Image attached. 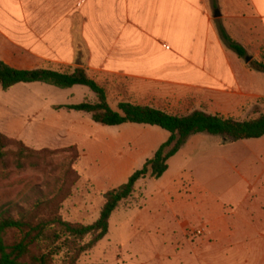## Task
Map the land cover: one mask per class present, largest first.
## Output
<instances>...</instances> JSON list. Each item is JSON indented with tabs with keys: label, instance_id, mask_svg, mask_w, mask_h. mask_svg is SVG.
<instances>
[{
	"label": "rangeland",
	"instance_id": "rangeland-1",
	"mask_svg": "<svg viewBox=\"0 0 264 264\" xmlns=\"http://www.w3.org/2000/svg\"><path fill=\"white\" fill-rule=\"evenodd\" d=\"M227 9L230 13L237 11L235 5ZM243 47L250 61H231L232 75L223 77L225 85L220 87V95L181 94L173 102L162 100L156 104L174 116L198 110L245 121L264 114V74L252 68V63L264 64V38L246 37ZM229 53L237 59L233 52ZM85 57L81 54L79 64L105 89L107 103L113 110L120 102L140 103L136 89L145 94L156 91L163 95L179 91L152 83H135L134 87L132 80L111 74L108 69L89 68L90 62ZM85 100L93 102L95 97L88 90L64 92L37 84L17 85L8 92L0 88V107L26 114L36 108L58 111V106ZM80 117L82 121L91 120L89 115L82 114L77 116L78 121ZM96 127L91 135L99 141L98 153L105 152L103 147L110 137L126 134L130 138L129 143H117L111 153L115 161L133 144L137 151L146 154L148 148H155L158 143L153 140L156 133L166 134L159 128L140 125ZM16 141L9 139L8 155L0 163V205L20 202L23 196L38 189L60 201L58 214L63 221L84 226L93 224L103 206V194L85 182L78 166L80 150L68 147L45 149L40 153L42 150L31 148L34 154L23 160L24 168L19 170L15 166V153L19 149L14 144ZM52 145L61 146L60 143ZM182 170L197 179L199 188L195 200L172 207L165 195L171 192L170 196L174 197L168 182ZM161 178L139 181L132 197L111 215L106 237L80 254L72 264H264V137L230 142L220 136H192L168 161V170ZM91 240L92 237H87L79 245ZM71 262L66 250L54 259V264Z\"/></svg>",
	"mask_w": 264,
	"mask_h": 264
},
{
	"label": "crops",
	"instance_id": "crops-1",
	"mask_svg": "<svg viewBox=\"0 0 264 264\" xmlns=\"http://www.w3.org/2000/svg\"><path fill=\"white\" fill-rule=\"evenodd\" d=\"M229 5L237 7L236 13L228 12ZM218 25L241 46L246 37L264 38V0H0V61L23 71L74 69L82 68L79 61L85 54L89 68L108 69L132 80L134 87L152 83L178 89L168 95L135 90L140 103L133 105L163 111L156 102H173L181 94H221L223 77L231 74L230 63L238 58L221 42ZM164 75L169 78H160ZM84 88L63 91L88 90ZM82 114L45 108L26 114L2 106L0 132L32 149L78 148L83 178L100 194L125 184L168 138V133L157 132L153 140L158 143L146 154L127 144L131 148L115 161L111 153L117 143L130 138L110 137L105 152L98 153L99 141L91 135L97 124L82 117L78 121ZM168 186L174 197L168 192L166 201L172 207L195 200L199 188L185 170Z\"/></svg>",
	"mask_w": 264,
	"mask_h": 264
},
{
	"label": "trees",
	"instance_id": "trees-1",
	"mask_svg": "<svg viewBox=\"0 0 264 264\" xmlns=\"http://www.w3.org/2000/svg\"><path fill=\"white\" fill-rule=\"evenodd\" d=\"M217 30L221 42L229 51L240 60L247 57L245 48L229 37L221 25H218ZM252 68L264 74V64L252 63ZM32 84L59 90L85 87L94 95L93 102L85 100L79 104L58 106L56 110L84 113L90 116L93 123L102 127H155L168 133V138L125 184L103 194L104 203L98 219L91 225L63 221L58 214L60 201L49 198L44 191L38 189L23 196L20 202L0 205V264H54L55 257L64 250L68 252L71 264L74 263L80 254L106 237L111 215L122 202L132 197L135 185L146 178L159 180L168 170V161L192 136H220L230 142L264 137V114L245 121L198 110L184 116H174L152 107L128 102L118 103L116 110H113L107 103L105 89L91 79L84 68L23 71L10 68L0 61V88L3 92H8L17 85ZM14 144L19 147L15 153V166L20 170L24 168L23 160L34 152L22 141L17 140ZM8 145L9 138L0 132V163L8 155ZM43 152L45 149L40 153ZM87 237H92V240L86 245H79Z\"/></svg>",
	"mask_w": 264,
	"mask_h": 264
},
{
	"label": "water",
	"instance_id": "water-1",
	"mask_svg": "<svg viewBox=\"0 0 264 264\" xmlns=\"http://www.w3.org/2000/svg\"><path fill=\"white\" fill-rule=\"evenodd\" d=\"M219 16H220V15H219L218 11H215V13H214V17L217 18V17H219ZM244 61H245L246 63H248V62L250 61V58L247 57V58L244 59Z\"/></svg>",
	"mask_w": 264,
	"mask_h": 264
},
{
	"label": "built area",
	"instance_id": "built-area-1",
	"mask_svg": "<svg viewBox=\"0 0 264 264\" xmlns=\"http://www.w3.org/2000/svg\"><path fill=\"white\" fill-rule=\"evenodd\" d=\"M200 232H198V234H199Z\"/></svg>",
	"mask_w": 264,
	"mask_h": 264
}]
</instances>
